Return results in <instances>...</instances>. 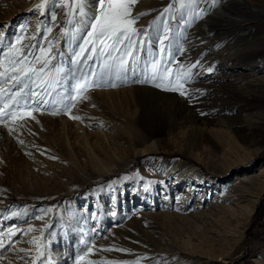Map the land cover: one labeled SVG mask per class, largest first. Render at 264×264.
Masks as SVG:
<instances>
[{
  "label": "rangeland",
  "instance_id": "obj_1",
  "mask_svg": "<svg viewBox=\"0 0 264 264\" xmlns=\"http://www.w3.org/2000/svg\"><path fill=\"white\" fill-rule=\"evenodd\" d=\"M230 1L200 0V18L169 20L172 55L164 62L197 64L186 85L191 97H184L140 83L148 66L125 82L101 75L100 61H87L96 75L85 81L81 69H88L77 54L96 0H85L89 18L69 17L63 0H50L46 9L36 7L40 0H0V59L17 37L36 54L51 42L45 70L54 81L45 89L47 104L29 101L35 119L0 124V233L34 229L11 243L3 237L0 264H33L34 237L45 254L36 264H76L90 246L87 259L101 264H264V189L237 181L264 165V79L257 73L264 56L256 57L264 50V0H245L246 24L215 25L216 35L207 15L226 17ZM170 3L138 0L133 16L146 14L135 27L148 29ZM150 35L156 51L155 31ZM248 75L259 80L255 88H240ZM248 113L256 115L250 125ZM197 114L216 120L210 132L195 128ZM258 142L259 154L238 163Z\"/></svg>",
  "mask_w": 264,
  "mask_h": 264
},
{
  "label": "snow or ice",
  "instance_id": "obj_2",
  "mask_svg": "<svg viewBox=\"0 0 264 264\" xmlns=\"http://www.w3.org/2000/svg\"><path fill=\"white\" fill-rule=\"evenodd\" d=\"M49 2L50 0H40L36 7L46 9ZM137 2L138 0H96V10L92 13L90 23L87 25V39L84 40L83 46L80 47L77 54V61L84 62L85 68L88 69L87 72L81 69V76L87 81L89 75L93 77L96 75L94 68L87 64V61L93 60L101 62V75L114 76L115 79L125 82L129 73L136 74L137 67L148 66L151 69L150 75L139 81L140 83L151 82L156 88L179 93L184 97H191L186 85L193 79L192 69L197 67V64L194 63L185 68L178 61L165 63L163 57L172 55L170 47L166 43L172 38L170 33L173 31L169 20L189 24L193 18H200L203 13V10L197 11L200 0H172V3L165 7L145 30L135 27L140 16L146 14L140 13L133 16L132 10ZM212 2L215 4L217 0H212ZM61 6L68 9L69 17L79 15L89 18L84 11L85 0H63ZM56 18V14L53 12L51 19L55 21ZM71 22L70 19L69 23ZM150 30H154L156 33V42L159 44V49L156 51L152 47L153 40ZM47 31L51 32V28H48ZM22 39V36L17 37L16 41L8 46L3 59H0V124L5 126L23 121L27 117L35 119L32 113L36 109L29 110V101L32 104H47L48 100L45 97L49 93L45 89L51 88L54 83L51 72L45 70L51 61L49 55L52 49L51 42L48 43L47 50L41 46L36 54L28 50L35 46L29 45L26 48L22 44ZM86 52L91 54L85 56ZM145 55L151 59L142 64ZM158 55L159 59H157ZM30 56L32 59H29ZM207 70L213 71L211 67ZM111 86L116 85L113 83ZM84 87H87V83ZM37 88H40L41 91L38 92ZM79 95L80 92L77 93V96ZM83 98L87 99V97ZM53 114H59V112H53ZM71 118L81 119L79 116ZM53 158L55 159V157ZM41 211L48 212L51 209H42ZM13 215L18 214L13 213ZM37 219H42V216ZM33 230V227L29 226L27 230L9 228L7 232L0 233V249L5 247L3 237L7 236L11 243V237ZM31 242L36 245V257L33 260V264H36L45 255L41 251L43 245L40 243L39 237H34ZM115 250L128 251L127 249ZM21 251L31 250L21 249ZM91 251L92 246L77 258L76 264H101L100 261L87 259ZM107 264H139V261H108Z\"/></svg>",
  "mask_w": 264,
  "mask_h": 264
},
{
  "label": "bare ground",
  "instance_id": "obj_3",
  "mask_svg": "<svg viewBox=\"0 0 264 264\" xmlns=\"http://www.w3.org/2000/svg\"><path fill=\"white\" fill-rule=\"evenodd\" d=\"M226 3L227 2H225V4ZM247 4H249V3L245 0H231L230 2L227 3L226 8H225V11H226V9L229 10L228 13L227 12L225 13L226 17H224V18H222V17L213 18V17L207 15L209 20H210L209 21L210 31H213L216 35H218L219 32L213 30V27H215V25L222 27V28L223 27L228 28L229 26H233L234 28L235 27L240 28L241 26H243V24H246L245 22L247 20L245 17L247 14V7H246ZM231 14H233L235 16V18ZM236 17H242L243 19L242 20L239 19V21H235ZM196 35L197 34H195L194 36H196ZM200 36L203 38L205 35L203 36L200 34ZM205 38L209 39V37H206V36H205ZM262 56H264V50L263 49L259 50L258 55L256 57L261 58ZM257 65H258V67L261 68V69L257 70V73H263V76H261V78L264 79V61H262V62H260V60L257 61ZM249 74L252 75L253 72L249 73ZM243 78H245L247 81L246 80H245L246 82L243 81L244 83H242V86L241 85L239 86L240 88L242 87V89L244 88V86H248V85H249L248 87H250V88L251 87L255 88L254 86L257 83L256 81H259L258 79H255L256 77H253V76L250 77V75L245 76ZM261 89H264V83H263V86L261 87ZM262 112L264 113V109L262 110ZM237 116H239V115H237ZM255 117H256L255 114L248 113V115H246V117H245V122L249 123V125H250V124H252V120H254ZM191 122H193L195 124V128H199L198 126L202 125L203 126L202 128H207V130H208V128H209L208 126L210 124L216 122V120L214 118H212V121H210L209 119L206 121V117L204 118V116H202L201 114H197V115L191 117ZM158 131L159 130H154V131H151V133L153 136H156L159 133ZM208 131L210 132V129ZM243 139L246 140L247 137L244 136ZM256 145L257 146H255L254 148L249 149L248 154H247L248 158H246V160L240 159V160H237V162L243 163V162L251 161L256 155H258L259 152L261 151L262 147H263V142L262 143L258 142V143H256ZM154 146L156 147L157 145H154ZM247 180H249L248 181L249 183H251V182L252 183H258L260 186V190L264 189V165L260 168V170L258 171V174H255V175L245 174L244 176H242V175L238 176V179H237V181H247Z\"/></svg>",
  "mask_w": 264,
  "mask_h": 264
}]
</instances>
